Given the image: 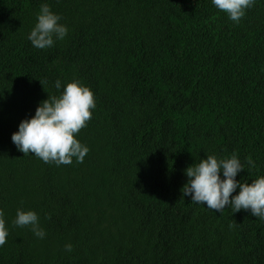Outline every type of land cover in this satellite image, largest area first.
Returning a JSON list of instances; mask_svg holds the SVG:
<instances>
[{
	"label": "trees",
	"instance_id": "1",
	"mask_svg": "<svg viewBox=\"0 0 264 264\" xmlns=\"http://www.w3.org/2000/svg\"><path fill=\"white\" fill-rule=\"evenodd\" d=\"M42 4L68 31L38 49ZM73 80L96 105L83 162L24 155L12 134ZM233 153L237 181L264 176V0L238 23L212 0H0V264H264V219L182 196L187 167Z\"/></svg>",
	"mask_w": 264,
	"mask_h": 264
},
{
	"label": "clouds",
	"instance_id": "2",
	"mask_svg": "<svg viewBox=\"0 0 264 264\" xmlns=\"http://www.w3.org/2000/svg\"><path fill=\"white\" fill-rule=\"evenodd\" d=\"M212 3L238 23L254 0H212ZM60 19L49 5H41L37 22L28 36L33 47L45 49L53 46L54 38L64 39L68 30L59 23ZM55 87L61 88L60 80L55 82ZM95 106L94 95L89 87L81 85L78 80L68 82L59 96H48L39 104L34 117L19 124L18 131L12 134V142L24 155L34 154L45 163L69 165L73 158L82 163L89 149L76 139V134L86 127ZM247 163L255 166L251 158ZM242 170L244 165L235 153L230 158L221 159L207 155L195 166L186 168L188 180L181 189L182 196H191L192 203L206 204L207 208L221 214L227 206L232 208L233 213L250 209L252 216L264 219V176L252 180L250 184L241 183L236 177ZM237 188L239 193L233 196ZM3 216V211H0V246L6 243L8 236ZM14 223L20 227L30 226L39 238L46 235L34 211L18 208ZM65 250L72 251V245L66 244Z\"/></svg>",
	"mask_w": 264,
	"mask_h": 264
},
{
	"label": "bare ground",
	"instance_id": "3",
	"mask_svg": "<svg viewBox=\"0 0 264 264\" xmlns=\"http://www.w3.org/2000/svg\"><path fill=\"white\" fill-rule=\"evenodd\" d=\"M151 51V50H150ZM137 52H139V51H137ZM146 54V53H145ZM156 54V53H155ZM150 55V54H149ZM152 55V54H151ZM149 57V56H148ZM156 57V56H155ZM238 189V188H237ZM227 207V206H226ZM226 209H228V208H226ZM232 212V211H231ZM223 214H224V211H223ZM103 216H104V214H103ZM209 216V215H208ZM213 216V215H212ZM105 219V218H104ZM225 222V221H224ZM133 225V224H132ZM133 227V226H132ZM131 237V236H130ZM105 241V240H104ZM101 245V244H100ZM120 249V248H119ZM126 250V249H125ZM113 254V253H112ZM105 256V255H104ZM114 256V255H113ZM106 259H107V256H106ZM109 262V261H108Z\"/></svg>",
	"mask_w": 264,
	"mask_h": 264
},
{
	"label": "rangeland",
	"instance_id": "4",
	"mask_svg": "<svg viewBox=\"0 0 264 264\" xmlns=\"http://www.w3.org/2000/svg\"><path fill=\"white\" fill-rule=\"evenodd\" d=\"M55 164V163H54Z\"/></svg>",
	"mask_w": 264,
	"mask_h": 264
}]
</instances>
